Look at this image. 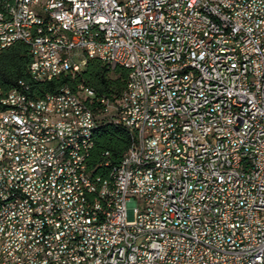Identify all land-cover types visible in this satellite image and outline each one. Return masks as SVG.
<instances>
[{
	"label": "built area",
	"instance_id": "2783aa9c",
	"mask_svg": "<svg viewBox=\"0 0 264 264\" xmlns=\"http://www.w3.org/2000/svg\"><path fill=\"white\" fill-rule=\"evenodd\" d=\"M19 42L34 81L127 69L119 104L100 101L132 152L110 185L93 143L61 154L89 106L68 88L30 103L19 81L0 99V264H264V0H0V54Z\"/></svg>",
	"mask_w": 264,
	"mask_h": 264
},
{
	"label": "trees",
	"instance_id": "16d2710c",
	"mask_svg": "<svg viewBox=\"0 0 264 264\" xmlns=\"http://www.w3.org/2000/svg\"><path fill=\"white\" fill-rule=\"evenodd\" d=\"M32 58L29 47L24 43H15L0 54V99L23 81L28 87L29 96L43 98L68 88L89 106L95 116L93 146L88 157V169L94 174L109 175L129 151L132 145L130 133L113 121L114 115L106 111L101 99L118 105L127 87L128 71L125 68L111 66L99 59H88L84 68L76 74L64 73L50 81H34L28 71ZM83 85L94 91L95 96L84 97L79 90Z\"/></svg>",
	"mask_w": 264,
	"mask_h": 264
},
{
	"label": "bare ground",
	"instance_id": "6f19581e",
	"mask_svg": "<svg viewBox=\"0 0 264 264\" xmlns=\"http://www.w3.org/2000/svg\"><path fill=\"white\" fill-rule=\"evenodd\" d=\"M211 19L213 22L220 27L221 30H228V23L226 19H223L219 12H211ZM188 73H194L195 80H202V72H197V65H189ZM128 85H133V77H128L127 79V87L124 92H128ZM28 87L25 86V95L27 101L30 103H40V99H34L29 96ZM36 119L38 120H46L53 121L54 113L46 112L43 109H36ZM117 125L122 126L125 130L129 132V127L126 123H116ZM96 123L92 126H85V132L81 135L75 136V140L73 143H64L61 146V154H72L74 147H85L87 144H91L93 129L95 128ZM132 139V132H129ZM28 137L32 139H41V131L40 130H28ZM132 152V145L129 151L124 155L122 161H127L128 157ZM110 177V185H117V176H114V169L106 175ZM5 207H12V200H5ZM108 212H115V204H108ZM10 239V226H2V233L0 237V244H5V240ZM224 254L226 255H234V247L232 245L224 246Z\"/></svg>",
	"mask_w": 264,
	"mask_h": 264
},
{
	"label": "rangeland",
	"instance_id": "374dc122",
	"mask_svg": "<svg viewBox=\"0 0 264 264\" xmlns=\"http://www.w3.org/2000/svg\"><path fill=\"white\" fill-rule=\"evenodd\" d=\"M110 114H113L115 112V107L113 105H111V107L109 108Z\"/></svg>",
	"mask_w": 264,
	"mask_h": 264
}]
</instances>
